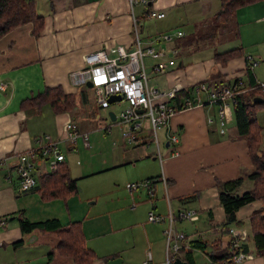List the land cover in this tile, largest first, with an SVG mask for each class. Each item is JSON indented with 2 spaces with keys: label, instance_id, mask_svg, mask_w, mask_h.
Returning <instances> with one entry per match:
<instances>
[{
  "label": "crops",
  "instance_id": "crops-1",
  "mask_svg": "<svg viewBox=\"0 0 264 264\" xmlns=\"http://www.w3.org/2000/svg\"><path fill=\"white\" fill-rule=\"evenodd\" d=\"M33 1L37 13L43 16V28L38 37L31 34V23L17 26L0 37V84H3V88L0 89V217L16 214L18 210H21L23 216L29 220H31L28 216L30 203L22 196L31 190L20 189L15 171L17 156L29 150H38L45 143L43 136L48 134L44 132L46 128L43 122L44 115L54 126L55 135L61 137V141H66L63 122L70 116L66 112L55 114L48 106H43L40 111L35 109L25 111L19 107L20 102L42 92L45 87L55 86H61L64 93L73 94L75 101L80 95L82 101L86 102V92L84 89L82 91L79 84L74 81V73L83 66V55L103 45L129 46L132 38V14L128 0ZM207 3L209 0H157L154 8L163 12L164 17L155 19L154 22L145 15L146 7L136 5L139 8L135 12V6L133 14L141 32L145 27L149 28L144 35V38L148 40L147 45L158 47L162 43H153L156 36L176 29L183 30L181 28L183 13L185 11L203 12L206 9L202 10V7ZM263 8L264 0L237 11L238 38L234 40L230 48L242 47V56L233 58L224 65L213 61L212 52L207 59L197 62H184L175 56L176 65L169 67L165 73L150 72L151 81L154 82L152 84L166 89L177 82L182 87L190 89L191 85L199 82H205L212 88L232 81L236 76L244 80L246 65L244 56L253 57L259 54L264 46V39L261 38L264 36ZM247 9H257L256 13H258L253 18L247 17L242 23L239 12ZM244 24L248 27H243ZM254 25H260L263 32L257 33ZM179 62L180 65H178ZM200 94H193L194 105L176 111L170 119V131H174L178 138L177 154L171 155L165 149L167 147L165 132L162 131V141L159 139L165 159L160 164L157 158L153 157V160L156 159L159 163V175L154 176L157 177L156 180H151L153 181L151 188L154 191L153 197L150 198L151 206L143 204L160 216L167 212L168 203L174 212L183 208H192L199 216L198 220L192 223L199 222L205 215L206 221L201 230H196L194 227L193 231L185 233L188 241L202 237L209 243L221 236L218 229H211L206 214L213 203L219 202L216 184L245 175L251 171L253 165L247 153L245 139L236 134L235 126L226 129V122L225 132L220 134L217 121L218 106L208 102L202 105L201 103L206 100V94ZM230 112H233L232 105H229L225 118ZM208 118L212 122L208 123ZM233 121L235 124V120ZM71 148L73 147L69 146V149ZM150 153L154 156L153 148ZM35 167L38 171H35V168L33 173L37 177V172H41V161L37 160ZM161 177H164L165 182L160 179ZM193 194L198 195L191 200H182ZM36 196L38 197L37 194ZM71 197L68 198L69 201L68 199L64 201L66 207L76 206L78 209L77 199ZM38 199L42 201L39 197ZM51 201H57V199L42 202ZM252 204L254 207H250L243 213L239 209L237 218L241 220L247 218L251 210L257 207V203ZM41 214L37 213L36 220L31 221L46 218H57L63 224L81 221L76 215L72 219L66 214L56 216H49L48 213L45 216ZM64 216L68 217L65 221ZM212 218L214 223L223 222L224 214L219 206L215 212L212 211ZM84 221L82 220L81 224L85 244L99 257L91 264H107V261L115 258L120 259L119 264H143L146 261V255L130 253L124 256L118 250L111 248L115 247L116 235L114 234L117 230L105 232L98 223H94L93 227H84ZM10 223L14 225L0 229L2 244L0 249H3L0 250V264H48L47 255L52 252L53 239L35 232L27 240V235L20 231L17 221L13 220ZM140 225L139 222H131L125 226L126 229L122 233H132L140 229ZM146 226L147 223H144L146 232L143 231L141 239L132 236L133 247H139L140 242V247H165L164 226L159 225V233H151L154 236L152 238ZM132 229L134 230L128 231ZM106 236L110 239H106ZM222 238L227 241L228 235H222ZM20 240H22L20 245L12 246ZM123 241L129 242V239L125 237ZM5 245L11 247H3ZM207 247L212 245L208 244ZM201 252L207 259L206 264H210L207 254L204 251ZM31 253L32 255L39 253V257L29 260ZM150 257L151 264H164V259L161 261L159 258V252L155 255L150 254ZM59 259V255L56 254L51 262L54 260L58 262Z\"/></svg>",
  "mask_w": 264,
  "mask_h": 264
},
{
  "label": "rangeland",
  "instance_id": "rangeland-1",
  "mask_svg": "<svg viewBox=\"0 0 264 264\" xmlns=\"http://www.w3.org/2000/svg\"><path fill=\"white\" fill-rule=\"evenodd\" d=\"M137 6L135 7V12H137L139 8ZM218 6L219 0H209V3L203 5L202 10L206 9L203 12L185 11L183 13L184 17L181 20V28H183L186 36H189V34L192 33L203 34L210 31L212 28V15L217 10ZM256 10L257 9H247L243 10L244 12H239L242 23L247 17L253 18L255 14L258 13H256ZM154 20L155 19H152L150 21L154 22ZM243 27L248 26L247 24H244ZM253 27L256 29L257 33L263 32L260 25H254ZM148 31L149 28L145 27L144 31L139 32L142 46H145L148 43L147 38H144L145 33ZM217 37L218 36H213V38H206L204 40L195 38L191 43L183 46L182 51L188 52L190 55L187 57L182 56L181 59L184 62H197L202 61L205 58L207 59L211 52H213ZM261 38L264 39V36ZM233 42L234 41L216 45V49L223 50L229 48L230 46H233ZM252 58V63L253 61L257 62L256 65L252 66V71L258 82L264 84V46L261 49V52L255 54ZM145 61L147 64L151 63L149 59H146ZM151 80L152 77L150 78V82L154 83ZM79 86L82 91L84 89L86 92L87 101L83 102L78 93L79 96L76 97L74 107L71 109L69 116L74 122L76 121L75 123H77L76 125L80 129H78L79 131L88 133L87 145L84 144L82 138H79L74 145L69 144V142L66 141H61V137L55 135L56 131L52 123L49 122L45 115L43 116V122L46 126L44 132H46L53 140L59 141L57 148L65 157L64 162L69 169L70 176L76 181L77 192L70 197L77 199L79 208L77 209L76 206L68 208L61 199L51 201L52 203L42 202L38 199L36 194L29 192L22 196L24 200L30 203L28 216L31 220H36L38 216L37 213H42V216H45L46 213H48L49 216L66 214L72 219H74L76 215L81 221L85 220L83 224L84 227H93L94 223H98L101 225V229L105 232H109L113 229L117 230V233L114 234L116 235L114 241L115 247L111 248L118 250V252L124 256L130 253H135L139 256L146 255L147 257L148 253L155 255L159 252V258L162 261L164 259V247H140L141 242L138 244L139 247H133L131 239L132 236L136 239H141L143 237V231H145L143 227L144 223H147L146 229L149 231L151 238L154 237L153 234L159 233L158 226L163 225L165 228L166 223H150L147 221V213L149 211H152L155 215L158 214L151 210L150 207L147 208V206L143 204L146 203L151 206L150 198L147 195V189L145 187L137 188L133 191H130L126 187L127 184L141 183L149 177L159 175V163L156 159L153 160V157L155 156L150 154L151 149L155 147L151 141L150 131L149 129H144L142 132L136 133L137 137H140V135L146 136L148 146L139 142V140L127 143L126 136L124 135L128 132L127 125L120 123L118 120L111 121L108 115L109 111L118 115L120 111L127 106V103L122 100L112 103L106 108H99L96 104L93 89L83 84H79ZM200 96H202V94H200ZM256 118L260 125L263 124L264 128V111H258ZM225 119L226 129L234 126L233 112L227 114ZM161 133L162 131H159L158 136L162 141ZM262 143L264 145V132ZM70 145L73 146V148L69 149ZM161 149L163 150L162 147ZM53 157L54 154H50V158ZM41 167V172L50 171L47 160L41 162ZM248 184L247 182L243 183L239 194L244 191V187H249ZM67 201H69V199ZM138 202H140V204H138ZM43 203L46 204L44 205ZM133 205L135 206L133 207ZM218 206L221 208L219 202L218 204L213 203L208 210L215 212L218 209ZM250 207L253 208L254 204H248L240 208L241 213L247 211ZM74 210L76 212L75 214ZM67 216H64V221L68 219ZM205 221V215L200 218L199 222L192 223L184 220L179 223L176 221L174 223V228L182 230L184 233H190L193 231L194 227L196 230H201ZM131 222H139L141 224L139 226L140 229L136 231H133L134 229L128 230L133 232L123 234V230L126 229L125 226ZM243 222L244 225L242 226L248 231V233H250L248 217L243 218ZM9 225L13 226L14 223H10ZM202 235L203 237H206V235ZM125 237L129 239V242L123 241V238ZM106 239H110L109 236H106ZM248 242L250 246L249 248L254 254V260L244 261L240 264H263L264 256H258L254 252L251 240ZM3 247L11 246L5 245ZM210 248L211 247H206L204 253H209L211 251ZM34 255H32V253L29 254L30 257H28V259L35 260L39 257V253ZM192 255L195 264L207 263L205 255L200 250L192 251ZM51 263L59 264L56 260Z\"/></svg>",
  "mask_w": 264,
  "mask_h": 264
},
{
  "label": "trees",
  "instance_id": "trees-1",
  "mask_svg": "<svg viewBox=\"0 0 264 264\" xmlns=\"http://www.w3.org/2000/svg\"><path fill=\"white\" fill-rule=\"evenodd\" d=\"M262 0H219V6L212 15V28L207 33L186 34L177 38L173 43L175 55L187 57L190 54L183 52V46L188 45L195 38L204 40L218 36L213 47L212 59L220 65L226 64L229 60L243 55L242 47H232L223 50H217L216 45L230 43L238 38V23L236 22L237 11L247 5L257 3ZM31 23V34L38 37L43 28V16L37 13L33 0H0V37L11 31L17 26ZM229 26V27H226ZM244 56L246 61L244 80L236 76L232 81L223 83V85L233 86L237 91L233 96L232 110L235 120L236 134L243 137L246 141L247 153L252 162V169L237 178L218 182L219 204L223 210L224 220L221 223H214L212 211L207 210L208 221L211 229H218L221 234L216 240L209 242L202 237L189 240L190 249L183 252V260L188 264H194L192 251L194 249L204 251L208 244L212 249L207 253L212 263L226 259L228 240L224 241L222 235L226 234L230 225L242 226L243 220L238 219L236 214L240 208L245 205L257 203V207L251 210L248 215L249 240H251L254 252L258 256H264V145L262 143L263 127L257 121L258 111H264V84L259 83L252 71V62ZM251 59H253L251 57ZM238 78L241 84H238ZM207 88L214 89L216 87ZM220 86V85H219ZM184 92L188 93L186 89ZM183 93L178 94L175 104ZM254 98L263 99L260 103H254ZM75 97L73 94L64 93L61 86L45 87L44 90L34 96L23 99L19 107L22 110H39L43 106H48L51 111L57 113H70L74 107ZM43 161L40 157L36 161ZM36 168V167H35ZM35 171H38L37 168ZM36 185L31 192H34L42 201L61 199L65 201L68 197L77 192L76 181L69 174L68 167L61 163L56 170L37 172ZM157 177H150L146 180H156ZM244 182H249V187H244V191L239 194ZM153 181H151V184ZM198 194L185 197L182 200H191ZM4 223L0 224V229L9 226V223L16 220L20 231L27 235L37 232L43 236H49L53 239V249L48 253V264H51L52 257L59 255V264H91L99 259L95 251L87 247L82 230L81 221H73L63 224L57 218H46L39 221H31L23 216V212L18 210L16 214L0 217ZM22 243V240L12 244L16 247ZM245 249L248 245H243Z\"/></svg>",
  "mask_w": 264,
  "mask_h": 264
},
{
  "label": "built area",
  "instance_id": "built-area-1",
  "mask_svg": "<svg viewBox=\"0 0 264 264\" xmlns=\"http://www.w3.org/2000/svg\"><path fill=\"white\" fill-rule=\"evenodd\" d=\"M156 1L128 0L132 14L131 44L129 46L103 45L97 50L84 54L82 57L83 66L74 73V81L83 85L88 82L91 83L99 108H106L117 101H125L127 106L118 115H115V120L127 125L128 132L124 134L127 143L139 140L148 146L146 136L137 137L136 133L149 129L151 141L155 145L153 154L162 164L165 155L161 150L162 144L158 133L164 130L165 143H168L165 149L171 155L177 154L178 138L174 131H170V119L176 111L189 108L195 104L193 94L205 93L206 100L201 104L204 105V102H208V104L218 106L219 133L223 134L225 132V114L229 105H232L233 96L237 91L234 90L233 86L223 84L214 89H209L205 82L195 83L189 87L190 89L182 87L177 82L166 89L150 82V72L162 74L169 67L176 65L173 43L177 38L185 35L183 30L176 29L170 33H162L153 39V43L158 42L159 44L160 42L162 43L161 46L154 47L151 44L142 46V40L139 37L141 30L133 10L136 5H140L146 7L145 15L148 18H163L164 13L154 8ZM247 58L252 62L251 57ZM146 59H149L151 63L147 64ZM256 64L257 62L253 61L252 66ZM238 79V84H241V79ZM2 88L3 84L1 83L0 89ZM186 89L188 93L184 92ZM180 93L183 94L176 106V97ZM111 95H118L120 99L109 103L108 98ZM207 121L208 123L212 122L210 118ZM63 129L65 140L69 144H76L79 138H82L85 145L88 144V133L79 131L76 123L70 117L63 122ZM43 140L45 143L38 150H29L17 156L15 171L20 189L24 191L31 190L36 185L37 178L33 171L37 157L43 161L44 159L47 160L50 170H56L59 164L64 163L65 158L57 148V140H52L48 135H44ZM50 154H54V157L50 158ZM160 179L165 182L164 177ZM126 187L130 191L145 187L149 198L154 195L149 180L127 184ZM184 220L197 221L198 213L192 208H183L174 212L169 203L165 215H155L152 211L147 213L148 222L166 223L164 228V264H172L175 258L182 259L183 252L191 248L186 234L182 230L174 228L176 221ZM3 223L4 219L0 218V224ZM226 234L229 237L228 256L222 261L215 262L216 264H240L254 259L252 250L249 247H246L247 249L243 247V245H248L249 241V233L243 226L230 225ZM0 246H2L1 242ZM150 261L151 257L148 253L143 264H151ZM210 264L213 263L210 262Z\"/></svg>",
  "mask_w": 264,
  "mask_h": 264
},
{
  "label": "water",
  "instance_id": "water-1",
  "mask_svg": "<svg viewBox=\"0 0 264 264\" xmlns=\"http://www.w3.org/2000/svg\"><path fill=\"white\" fill-rule=\"evenodd\" d=\"M178 65H180V62L178 63ZM86 86L91 87L92 85L90 82H88V83H86ZM119 99H120V97L118 95H111L108 98V102L111 103V102H114V101L119 100ZM262 101H263V99H261V98H254L253 99L254 103H260ZM139 112H142V111L139 110ZM108 115H109L111 121H115V114L112 111H109ZM167 144L168 143H165V146H167ZM120 262L121 261L119 258H115V259L107 261V264H119ZM172 264H188V262L181 259V258H175Z\"/></svg>",
  "mask_w": 264,
  "mask_h": 264
}]
</instances>
